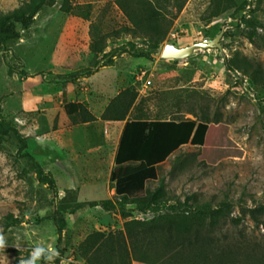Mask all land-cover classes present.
Instances as JSON below:
<instances>
[{
  "label": "rangeland",
  "instance_id": "374dc122",
  "mask_svg": "<svg viewBox=\"0 0 264 264\" xmlns=\"http://www.w3.org/2000/svg\"><path fill=\"white\" fill-rule=\"evenodd\" d=\"M28 1L0 0V15ZM235 1L243 3L242 9L229 8L207 17L212 0H185L149 57H134L128 52H116L112 57L103 54L128 40L145 47L147 32L135 23L144 18L146 0H47L30 26L20 30L21 36L3 45L2 115L26 136V150L32 154L36 136L43 134L50 145L42 147V156L33 155L52 173L58 197L66 193L68 209L75 201L108 198L100 175L89 180V171L76 173L78 166L87 163L63 161L56 153L59 134L82 123L64 114L62 103L77 99L82 91L93 93L88 76L101 68L106 70L92 77L110 81L107 105L122 90L126 92L109 110L106 105L98 118L125 111L122 120L205 119L211 125V135L223 133L224 154L213 163L201 158L203 148L199 146L187 143L172 151L158 165V177L147 180L146 190L137 194L145 198L151 195L154 203L146 212L133 210L131 215L149 217L187 195H192L195 203L212 206L227 201L230 216L215 232L219 243L264 238V74L259 83L252 79L258 69L264 71V0ZM214 38V45L196 47L186 58L159 55L166 43L181 47ZM103 62L107 65H101ZM99 138L94 131L92 141ZM16 147L12 134L0 142V237L4 241L0 264H22L33 248L55 244L56 239L52 221L44 218L55 201L37 182L27 160L15 156ZM46 157L52 159L44 161ZM141 166H119L115 175ZM252 210L258 223L251 217ZM230 217L240 220L233 224ZM66 218L68 250L59 264H86L77 246L88 233L124 228L117 209L100 206L84 204L66 213ZM235 257L234 248L214 245L176 248L156 262L130 259V263L217 264Z\"/></svg>",
  "mask_w": 264,
  "mask_h": 264
},
{
  "label": "trees",
  "instance_id": "16d2710c",
  "mask_svg": "<svg viewBox=\"0 0 264 264\" xmlns=\"http://www.w3.org/2000/svg\"><path fill=\"white\" fill-rule=\"evenodd\" d=\"M162 1L165 2L164 5L159 4ZM184 1L146 0L142 21L135 23L132 19L137 27H144L147 32L145 47L137 46L128 40L103 54L112 57L116 52H128L134 57H149L157 50ZM46 3L47 0H29L24 5L0 15V50L5 43L17 40L21 36L20 30L30 26L34 15ZM169 4L173 10L168 8ZM242 7L243 3H237L235 0H212L207 17L216 16L229 8L239 10ZM96 65L97 63L94 64ZM101 65L107 63L103 62ZM257 73V76L252 75V79L259 83L261 82L259 76H263L264 71L258 69ZM125 92L126 89L114 96L106 110H109L111 103ZM64 110L74 122L96 119L80 102L69 101L64 104ZM124 117L125 111L112 117L101 118L122 120ZM210 126L209 121L196 118L125 119L114 155V165L118 166L125 162H141L143 165L118 177L111 170L109 186L114 189V199L75 201L71 209H68L66 193L58 197L52 173L26 150V136L3 117L0 106V142L10 134L14 136L17 143L15 156L27 160L37 182L50 191L55 201L52 210L44 217L51 220L55 228L54 246L59 251V257L54 264H59L68 250L66 213H73L84 204L100 206L105 210L117 209L124 219L123 230L108 233L92 231L78 244V255L86 264H123L125 261L131 264L130 259L150 263L163 258L176 248L214 245L236 250L235 258L220 260L217 264H264V238L253 242L238 239L227 243H219V239L216 238L215 232L221 230L230 216V203L227 201H220L212 206L208 202L195 203L193 196L187 195L182 201L171 202L163 211L156 210L157 212L149 217L140 219L131 215L133 210L146 212L154 203L151 195L145 198L138 197L137 194L146 190L147 180L158 177V165L179 146L188 143L202 147L201 158L212 163L224 154L223 133L219 136L211 135ZM68 190L70 189H66ZM251 217L258 223L253 210ZM229 219L233 224L240 220L238 217Z\"/></svg>",
  "mask_w": 264,
  "mask_h": 264
},
{
  "label": "crops",
  "instance_id": "0c3cea01",
  "mask_svg": "<svg viewBox=\"0 0 264 264\" xmlns=\"http://www.w3.org/2000/svg\"><path fill=\"white\" fill-rule=\"evenodd\" d=\"M100 70L106 69L99 68L98 70L90 73V76H88L93 85V93L82 91L80 95L77 96V99H68L61 105L62 112L66 114L64 110L65 103L69 101L80 102L91 114L94 115L96 119L92 121L82 122L78 127L74 126L72 130L67 129L66 131H63V133L59 134L57 138L56 153L57 156L63 161L87 163L86 166L85 164L83 167L78 166V170L76 169V173L89 171L90 176L87 177V179L89 180L96 179L97 176L100 175V177L104 179L106 183V187L108 189V198L112 199L114 196V189L109 186V175L111 170H113V172L115 173V168L119 166L125 164L142 163L125 162L118 166L114 165V155L125 120H102L98 118L99 114L107 105L109 101L108 98L110 97L109 93L111 92L109 80L97 81L96 79H94V77H92V74H95ZM77 130L80 132L79 135H77ZM94 131H96L100 137L97 142L92 141V135ZM35 139L36 145L34 147L35 151L33 152V154L37 153L38 155L42 156V147L49 146L50 144L44 141L43 134L37 135ZM43 159L44 161H50L52 158L46 157ZM96 170L100 172L98 173ZM136 264L140 263L136 262Z\"/></svg>",
  "mask_w": 264,
  "mask_h": 264
},
{
  "label": "water",
  "instance_id": "95a60500",
  "mask_svg": "<svg viewBox=\"0 0 264 264\" xmlns=\"http://www.w3.org/2000/svg\"><path fill=\"white\" fill-rule=\"evenodd\" d=\"M217 38H214L212 40H202L198 41L186 46H176L172 43H166L163 45L161 51H160V57L166 58V59H182L189 56L193 49L196 47H210L215 44Z\"/></svg>",
  "mask_w": 264,
  "mask_h": 264
},
{
  "label": "clouds",
  "instance_id": "9594fccd",
  "mask_svg": "<svg viewBox=\"0 0 264 264\" xmlns=\"http://www.w3.org/2000/svg\"><path fill=\"white\" fill-rule=\"evenodd\" d=\"M3 245V237H0V247H3ZM58 257V249L54 246V243H49L47 245L36 246L33 248L29 258L22 261V264H37V262L41 260L44 261V264H54Z\"/></svg>",
  "mask_w": 264,
  "mask_h": 264
},
{
  "label": "built area",
  "instance_id": "2783aa9c",
  "mask_svg": "<svg viewBox=\"0 0 264 264\" xmlns=\"http://www.w3.org/2000/svg\"><path fill=\"white\" fill-rule=\"evenodd\" d=\"M136 218H140V219H142V218H144V217H142V216H137Z\"/></svg>",
  "mask_w": 264,
  "mask_h": 264
}]
</instances>
